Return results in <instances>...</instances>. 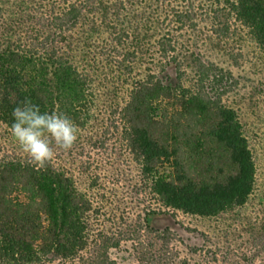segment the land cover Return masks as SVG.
<instances>
[{
  "label": "trees",
  "instance_id": "1",
  "mask_svg": "<svg viewBox=\"0 0 264 264\" xmlns=\"http://www.w3.org/2000/svg\"><path fill=\"white\" fill-rule=\"evenodd\" d=\"M199 22L210 32L202 42H228L241 28L264 51V0H0V264H122L111 253L122 245L134 250V261L123 264H240L215 249H191L202 254L191 262L169 228L147 224L163 212L229 213L254 189L247 138L223 101L236 80L193 35L186 38ZM152 36L157 63L172 74L139 71L148 54L142 39ZM108 82L127 86L108 116L121 126L137 168L127 195L146 202L132 224L122 209L116 215L105 205L104 194L76 187L56 163L64 151L40 167L10 135L12 111L28 97L42 110L66 114L80 140L97 119L99 89Z\"/></svg>",
  "mask_w": 264,
  "mask_h": 264
},
{
  "label": "rangeland",
  "instance_id": "2",
  "mask_svg": "<svg viewBox=\"0 0 264 264\" xmlns=\"http://www.w3.org/2000/svg\"><path fill=\"white\" fill-rule=\"evenodd\" d=\"M208 29L206 22H199L193 33H186V38L191 42L193 35L196 46L204 55L230 71L236 80L223 96V101L235 109L247 138L255 166L254 189L243 206L229 213L203 217L180 211L173 214L163 212L149 215L147 224L156 229L169 228L175 235L173 245L191 262L202 258L201 252L195 254L191 249H215L230 251L232 259H238L240 264H264V51L247 30L241 28L228 42H217L215 39L202 42L205 35L210 33ZM148 33L154 35L157 31L149 30ZM156 37L142 39L143 48L148 49V54L142 58L138 69L142 74L148 68L154 72L172 74L170 68L162 70L157 63ZM126 88L123 82H108L106 86H101L99 103L95 107L97 119L82 133L81 139L70 151L58 156L56 163L72 173L78 189L90 195L95 193L98 197L104 194L105 205L113 208L116 215L122 209L132 224L131 217L139 213L146 202L136 203L127 195V191H131L127 187L131 188L137 179V168L130 161L129 153L120 139L121 126L115 128L108 116L117 105H122ZM97 138L103 144L94 141ZM85 155L89 157L87 163L83 162ZM94 175L98 177L99 188H90V179ZM125 216L122 218V230L128 222ZM146 234L143 238L151 240L153 236ZM111 253L122 264L134 261V250L123 245L122 249L112 250ZM243 254L250 258L242 260Z\"/></svg>",
  "mask_w": 264,
  "mask_h": 264
},
{
  "label": "clouds",
  "instance_id": "3",
  "mask_svg": "<svg viewBox=\"0 0 264 264\" xmlns=\"http://www.w3.org/2000/svg\"><path fill=\"white\" fill-rule=\"evenodd\" d=\"M10 135L20 151L35 165L51 162L58 150L70 151L80 130L66 114L42 110L26 97L12 111Z\"/></svg>",
  "mask_w": 264,
  "mask_h": 264
}]
</instances>
